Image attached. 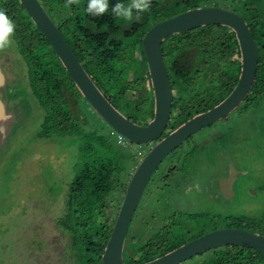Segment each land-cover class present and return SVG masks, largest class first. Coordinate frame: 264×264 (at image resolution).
<instances>
[{
    "label": "trees",
    "instance_id": "16d2710c",
    "mask_svg": "<svg viewBox=\"0 0 264 264\" xmlns=\"http://www.w3.org/2000/svg\"><path fill=\"white\" fill-rule=\"evenodd\" d=\"M206 1L166 3L151 0L150 10L141 13L139 21H126L115 17L111 8L116 3L127 4L130 0H108L109 9L100 16L86 11L89 0H80L78 5L69 7H65L66 0H40L97 87L122 114L142 125L154 118L156 107L143 45L145 34L157 22L205 6ZM228 2L230 7L225 4ZM225 3L220 4L244 16L258 44L259 65L255 81L237 107L250 113V123L257 124L264 119L263 0H228ZM0 10L5 11L16 26L13 38L28 60L30 85L39 95L34 93V96L45 99L44 103L38 101L47 110L44 132L50 139L73 137L81 143L77 148L80 167L61 191L65 197L64 209L62 217L61 214L56 216L61 229L72 238L67 251L70 259L64 264H104L103 254L119 212L114 208L123 201L119 194L126 192L132 175L128 169L137 167L138 158L134 155L132 162L126 165L127 153L119 147L121 133L113 127L117 140L108 141V133H97L107 122L83 95L21 1L0 0ZM162 45L174 92L166 135L194 115L215 107L233 91L241 75L243 57L236 31L223 24L203 25L169 34ZM202 91L205 97L201 96ZM253 92L255 95L251 98ZM91 124L92 129L95 125L98 129H90ZM167 225L172 223L155 229L151 224L148 232L129 231L124 246L125 262L142 264L176 249L170 245L172 233H169L170 227H165ZM224 246L218 248L210 260L198 264H264V255L252 247Z\"/></svg>",
    "mask_w": 264,
    "mask_h": 264
},
{
    "label": "rangeland",
    "instance_id": "374dc122",
    "mask_svg": "<svg viewBox=\"0 0 264 264\" xmlns=\"http://www.w3.org/2000/svg\"><path fill=\"white\" fill-rule=\"evenodd\" d=\"M163 1L174 3L175 0ZM227 1L207 0L205 4L216 6ZM225 4L231 6L229 2ZM218 6L223 7V4ZM0 59L14 65L16 71L10 89L7 75L13 78V71L6 73L1 63L6 73L7 99L12 97L17 102L22 98L20 104L25 115L28 117L31 113L24 125H16V114L13 133L0 150V264L68 263L67 251L72 238L61 229L56 216L64 209L65 197L61 191L80 167L77 148L81 143L73 137L50 139L44 132L47 110L38 101L44 103L45 99L34 96L28 60L15 41L13 47L0 52ZM254 95L253 92L251 98ZM201 96L205 97V92L202 91ZM13 101H9V105ZM251 119L252 116L240 115L235 110L176 147L148 182L129 231L148 232L172 223L174 228L165 227H170L169 240L174 248L210 231L228 227L264 234V119L257 124L250 123ZM89 128L92 129V124ZM94 129H98V125ZM97 133H108V141L117 140V134L107 123ZM237 135L243 137L239 143H235ZM119 145L127 153L126 165L132 162L134 155L140 163L151 147L149 143L137 145L127 139ZM232 164L242 172L235 185L237 195L232 202L235 205L228 204L230 200L224 198V193L210 186L211 178ZM135 169L131 167L128 173L132 174ZM190 185L193 188L189 189ZM124 194L121 192L119 196L124 198ZM121 204L114 210H119ZM151 224L155 226L150 228ZM223 247H215L180 264L208 261Z\"/></svg>",
    "mask_w": 264,
    "mask_h": 264
},
{
    "label": "water",
    "instance_id": "95a60500",
    "mask_svg": "<svg viewBox=\"0 0 264 264\" xmlns=\"http://www.w3.org/2000/svg\"><path fill=\"white\" fill-rule=\"evenodd\" d=\"M20 1L47 37L93 109L111 127L134 144H153L159 140L151 147L131 175L103 254L104 264H128L124 260V246L148 182L161 162L176 147L197 131L227 116L245 100L258 70V44L244 16L230 8L218 5L191 8L157 22L147 31L143 39L155 94V116L148 124L142 125L122 114L97 87L40 0ZM210 24L227 25L236 31L243 57L239 81L230 95L218 105L195 115L162 138L172 117L174 97L165 61L163 40L169 34ZM7 91L6 73L0 64V146L6 143L13 133L16 120V113L8 104ZM234 244L252 247L264 255L263 234L246 228L228 227L210 231L161 257L142 264H180L215 247Z\"/></svg>",
    "mask_w": 264,
    "mask_h": 264
},
{
    "label": "clouds",
    "instance_id": "9594fccd",
    "mask_svg": "<svg viewBox=\"0 0 264 264\" xmlns=\"http://www.w3.org/2000/svg\"><path fill=\"white\" fill-rule=\"evenodd\" d=\"M79 2L80 0H66L65 7L74 4L78 5ZM150 8L151 0H130L127 4L116 3L112 6L111 12L118 19L126 21H132L135 19L136 21H139L141 19L140 14L149 11ZM108 9V0H89L86 11L93 16H100L106 13ZM15 27V24L7 16L5 11L0 10V52H4L14 46L13 37L15 35ZM122 139L123 138L121 137V140ZM153 144H150L151 147Z\"/></svg>",
    "mask_w": 264,
    "mask_h": 264
},
{
    "label": "flooded vegetation",
    "instance_id": "af4514ba",
    "mask_svg": "<svg viewBox=\"0 0 264 264\" xmlns=\"http://www.w3.org/2000/svg\"><path fill=\"white\" fill-rule=\"evenodd\" d=\"M1 63H3V65H4V68H5V71H6V73H7V71L9 70V71H13L12 72V74H13V78H11L10 77V75L8 74L7 75V78H8V80L10 81V89L11 88H13V85H12V81H13V79L14 78H16V71H14V65L13 66H11V65H9V64H7L6 62H4V61H2L1 59H0V64ZM2 65V64H1ZM8 89V88H7ZM11 92V91H10ZM15 98H12V97H10L9 99H8V101H13ZM21 99L22 98H19L18 99V101L17 102H11L10 103V108L17 114V120H16V125H24V124H26L27 123V121H26V119H28L29 117H30V114L28 115V117H27V115H25V109H23L22 108V104H20V101H21ZM9 104V103H8ZM28 104V103H27ZM30 105V104H29ZM30 108H31V105H30ZM236 111H237V113H239L240 115H243V114H248V115H250V113H247V112H244V111H241L239 108L237 109H235ZM235 110H233V111H235ZM232 111V112H233ZM230 114V113H229ZM228 114V115H229ZM228 115L227 116H225V117H228ZM224 118V117H223ZM249 125V124H248ZM167 130H168V128H167ZM174 130V129H173ZM172 132V131H171ZM170 133V132H169ZM168 133V134H169ZM168 134H166V135H168ZM165 134H164V136H162V138L163 137H165L166 136ZM161 138V139H162ZM243 137H241V135H237V139H236V141H235V143H239V141L242 139ZM188 139V138H187ZM159 141V140H158ZM158 141H156V142H154V144H153V146L158 142ZM5 146V143L2 145V146H0V150L1 149H3V147ZM179 147V146H178ZM233 147H234V143H233ZM223 153V152H222ZM0 154H1V152H0ZM163 162V161H162ZM229 163H233V162H229ZM228 163V164H229ZM217 164V163H216ZM207 169H209V171L208 172H210L211 171V168H210V166L208 165V168ZM206 170V169H205ZM204 169H203V171L204 172H207V171H205ZM196 173H197V171H196ZM242 172L240 171V169L236 166V164H232L230 167H229V165L228 166H226V168H224L223 170H221L219 173H217V174H215L212 178H211V184H210V186L213 188V189H216V190H220L222 193H224V198L228 201V200H230V202L228 201V204L230 203V204H233V205H235L234 203H232V202H234L233 200L235 199V197H236V195H237V190H236V188H235V185H236V182H238L239 181V179H240V177L242 176V174H241ZM220 178H221V181H219L220 180ZM196 187L198 188V186L196 185ZM191 188H193V186L192 185H190L189 186V189H191ZM195 204H197V203H195Z\"/></svg>",
    "mask_w": 264,
    "mask_h": 264
},
{
    "label": "built area",
    "instance_id": "2783aa9c",
    "mask_svg": "<svg viewBox=\"0 0 264 264\" xmlns=\"http://www.w3.org/2000/svg\"><path fill=\"white\" fill-rule=\"evenodd\" d=\"M121 137L123 138L122 140H121ZM123 140H124V136L120 134V135H119V141H120V142H123Z\"/></svg>",
    "mask_w": 264,
    "mask_h": 264
}]
</instances>
